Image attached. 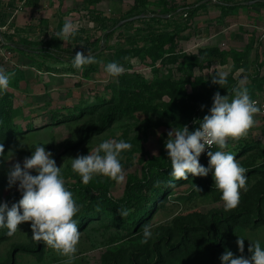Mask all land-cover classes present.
I'll use <instances>...</instances> for the list:
<instances>
[{
  "label": "rangeland",
  "instance_id": "obj_1",
  "mask_svg": "<svg viewBox=\"0 0 264 264\" xmlns=\"http://www.w3.org/2000/svg\"><path fill=\"white\" fill-rule=\"evenodd\" d=\"M135 1L0 0V68L14 74L8 91L17 127L6 133L0 129L5 149L0 158V202L11 206L21 196L18 184L8 188L12 165H23L37 146H44L80 205L74 217L78 222L86 204L79 200V186L84 184L72 171L71 159L89 154L104 140L131 143L120 156L122 183L102 175L90 180L105 182L113 196L121 197L129 184L153 173L170 131L209 114L217 91L231 100L233 89L243 87L252 100H264V1L223 11L217 0H147L132 11ZM199 2L203 6L191 17L185 7ZM171 6L177 11L161 21L152 18ZM66 19L77 31L63 40L55 33ZM120 19L113 35L105 38ZM147 30L169 33L163 51L144 38ZM51 38L59 39L61 48L90 52L96 69L86 75L88 65L76 69L69 61L19 50L12 43ZM96 46L100 50L93 52ZM113 61L125 69L119 77L105 72ZM219 72L227 73L224 88L211 83ZM110 105L119 110L103 123ZM254 119L247 135L229 139L224 149L247 169V191L241 190L236 208L225 210L213 171L205 177L189 174L188 180L171 185L139 230L115 225L101 215L84 220L78 226L81 237L72 264H119L117 259L124 264H221L226 250L240 255L239 237L245 239V257L251 255V242L264 247V117ZM246 144L251 147L244 150ZM145 226L151 230L147 243L142 242ZM67 259L34 241L30 222L0 240V264H66Z\"/></svg>",
  "mask_w": 264,
  "mask_h": 264
},
{
  "label": "clouds",
  "instance_id": "obj_2",
  "mask_svg": "<svg viewBox=\"0 0 264 264\" xmlns=\"http://www.w3.org/2000/svg\"><path fill=\"white\" fill-rule=\"evenodd\" d=\"M77 26L66 19L61 31L55 36L67 40L75 35ZM94 56L89 52H76L73 67L83 69L85 65L95 63ZM124 67L113 61L105 66V72L110 77H119L124 73ZM0 68V93L8 90L11 77ZM211 83L224 88L227 84V73L219 72L211 77ZM234 96L230 100L228 95H221L217 91L213 96V105L209 114L200 121L195 131H189L187 125L181 129L168 133L165 142L167 155L171 161L170 175L175 179L188 180L189 174L193 177H205L213 171L215 187L221 192L226 211L236 208L240 203L241 190L247 191V169L242 167L230 152L224 151L228 140H239L247 135L255 125L254 117L261 109L257 102L252 100L247 88H234ZM203 107V106H202ZM195 122V121H194ZM213 145L220 150L207 152L208 167L199 162V157L206 148ZM131 143L124 140H104L99 146L87 155H79L71 159V169L79 174L82 183L87 185L94 175H102L116 183L125 180V171L120 162L121 153L130 150ZM5 149L0 144V158L4 157ZM36 174L33 175L32 173ZM8 188L18 184L21 199L9 206L8 202H0V228H7L8 236H13L18 226L30 222L32 239L43 242L59 255L67 257L66 264H72L81 231L74 219L80 210V205L73 198V193L65 186L61 167H57L52 153L44 146H37L30 157H26L23 165L19 162L12 165L7 173ZM160 186V181L156 182ZM197 190L200 189L196 186ZM97 211H100L97 207ZM121 217L129 215V210H118ZM143 243L151 237L150 226H145ZM244 238L237 239L239 256L226 250L220 257L221 264H264V247L259 241L251 242L245 257Z\"/></svg>",
  "mask_w": 264,
  "mask_h": 264
},
{
  "label": "trees",
  "instance_id": "obj_3",
  "mask_svg": "<svg viewBox=\"0 0 264 264\" xmlns=\"http://www.w3.org/2000/svg\"><path fill=\"white\" fill-rule=\"evenodd\" d=\"M217 3L222 7L223 11H227L234 8L241 2H236L234 0H217ZM146 4L147 0H136L135 6L131 10L135 11L137 8L145 6ZM202 6L203 5L201 4L188 5L185 8L188 9L192 17ZM177 9V7L171 6L170 8L165 9L163 12H160L157 15L153 13L152 16L154 17H151L161 21L163 19V15L172 11H177ZM143 12H145V10L139 12V15ZM120 21L121 19L115 20L114 26L110 30L105 32V38L108 39L113 35L115 27H117V24ZM168 35L169 33L166 32L147 30V34L144 35V38L151 43L152 48H155L157 51L161 52L163 51L162 49L167 43V39L169 37ZM58 42L59 39L51 38L50 40H47L43 43L28 40L13 41L12 43L13 47L18 48L19 50L40 54L42 56H51L55 59L61 61H69L70 63H72L76 52L81 51L61 48L57 46ZM99 49L100 46H96L92 51L97 52ZM63 53H66L68 56L64 57L62 55ZM83 53L87 55L86 52ZM159 55L161 54L159 53ZM88 66L85 71L86 75H90L96 69V65L94 63ZM13 110L14 107L10 92L7 90L4 93H0V129H3L5 133L9 130L13 131L17 129L12 120ZM118 110L119 108L113 107L112 105L108 106L104 110L103 123L107 122L109 117L116 114ZM54 118L59 119L60 116L58 114H54ZM200 121L201 120L189 126V131H195V129L199 126ZM248 145L250 144L242 146L244 147V150L251 147ZM217 149L220 150L218 146ZM208 161L209 158H205L203 156L199 157L200 164L205 168L208 167ZM154 166L155 167L152 174L145 176L144 179H138L135 182L129 184L121 197L113 196L110 188L105 182L90 181L87 185H80L79 200L81 202H85L86 204L84 211L77 216V226L84 225V220L92 218L93 216L95 217L96 215H101L103 218L112 221V223H114L115 225H121L124 227L139 230L145 224L146 220L149 219L155 212L162 199H164V197L168 193L171 185L181 180L175 179L170 175L171 161L167 155L166 150L162 151V154L160 158H158V161L154 162ZM157 181H160L159 187L155 186ZM20 199L21 196L18 197L13 203L18 202ZM97 207H99L100 211H97ZM121 208L128 209L129 215L126 217H121L118 212V210ZM218 219L219 221L222 220L221 217H218ZM7 232V228L0 232V240L8 236ZM175 247L176 245L170 247V249H173ZM160 257L161 255L158 256V260L160 259ZM117 261L119 264H124L118 259Z\"/></svg>",
  "mask_w": 264,
  "mask_h": 264
},
{
  "label": "built area",
  "instance_id": "obj_4",
  "mask_svg": "<svg viewBox=\"0 0 264 264\" xmlns=\"http://www.w3.org/2000/svg\"><path fill=\"white\" fill-rule=\"evenodd\" d=\"M253 100L257 102V106L260 107V109H261V111H260L258 114H256V115H260V116H263V117H264V100H262V99H260V98H255V99H253ZM209 150L217 151L218 149H217V146H216V145H213L211 149H207V148H206L205 152L202 153L201 156H203V157H205V158H209V157L207 156V152H208Z\"/></svg>",
  "mask_w": 264,
  "mask_h": 264
},
{
  "label": "water",
  "instance_id": "obj_5",
  "mask_svg": "<svg viewBox=\"0 0 264 264\" xmlns=\"http://www.w3.org/2000/svg\"><path fill=\"white\" fill-rule=\"evenodd\" d=\"M204 1V0H203ZM255 1H259V0H247V1H242L241 3H243V4H250V3H252V2H255ZM261 1H264V0H261ZM202 2V1H201ZM201 2H199L198 4H200ZM100 50V49H99ZM98 50V51H99Z\"/></svg>",
  "mask_w": 264,
  "mask_h": 264
}]
</instances>
